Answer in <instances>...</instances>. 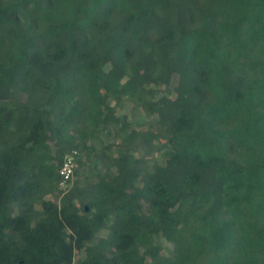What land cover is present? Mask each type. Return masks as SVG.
I'll return each mask as SVG.
<instances>
[{
	"label": "trees",
	"instance_id": "obj_1",
	"mask_svg": "<svg viewBox=\"0 0 264 264\" xmlns=\"http://www.w3.org/2000/svg\"><path fill=\"white\" fill-rule=\"evenodd\" d=\"M0 264H264V0H0Z\"/></svg>",
	"mask_w": 264,
	"mask_h": 264
},
{
	"label": "built area",
	"instance_id": "obj_2",
	"mask_svg": "<svg viewBox=\"0 0 264 264\" xmlns=\"http://www.w3.org/2000/svg\"><path fill=\"white\" fill-rule=\"evenodd\" d=\"M78 154L77 150H73L65 158L59 170L61 180L60 185L62 187L66 186L68 181L74 176V171L76 170V155Z\"/></svg>",
	"mask_w": 264,
	"mask_h": 264
},
{
	"label": "rangeland",
	"instance_id": "obj_3",
	"mask_svg": "<svg viewBox=\"0 0 264 264\" xmlns=\"http://www.w3.org/2000/svg\"><path fill=\"white\" fill-rule=\"evenodd\" d=\"M126 111V110H125ZM106 136H104V138H105ZM109 139V137L107 138V140Z\"/></svg>",
	"mask_w": 264,
	"mask_h": 264
}]
</instances>
